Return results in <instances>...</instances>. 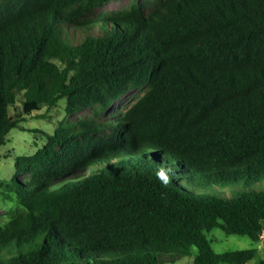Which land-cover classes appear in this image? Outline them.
<instances>
[{
  "label": "trees",
  "instance_id": "1",
  "mask_svg": "<svg viewBox=\"0 0 264 264\" xmlns=\"http://www.w3.org/2000/svg\"><path fill=\"white\" fill-rule=\"evenodd\" d=\"M114 1L0 0V163L27 115L92 110L29 129L45 142L0 179V264H248L208 233L264 239V0L93 16Z\"/></svg>",
  "mask_w": 264,
  "mask_h": 264
},
{
  "label": "rangeland",
  "instance_id": "2",
  "mask_svg": "<svg viewBox=\"0 0 264 264\" xmlns=\"http://www.w3.org/2000/svg\"><path fill=\"white\" fill-rule=\"evenodd\" d=\"M134 1L135 0H121L111 2L105 7L97 9L93 16L103 12L112 13L118 9L131 5ZM139 1L146 3V5H150L154 0ZM144 92L145 88L135 89L127 94L122 100L118 101L115 105L117 112L112 110L113 116L111 118H115V116L118 115V111L127 110L144 94ZM62 107H64L63 101L59 103V108H44L39 112L33 113L32 116L27 115V121L24 123V127L27 131L15 130L11 133L7 145L1 150L3 159L0 163V179H8L14 175L15 159L19 154L31 153L34 149L44 145V136L41 133L29 131V129L41 128L45 130H54L62 121H64L65 124L75 123L92 114L91 109H85L77 114L67 115ZM109 113H111V111ZM34 117L39 118L36 119ZM106 119L108 118L106 117ZM87 172H90L89 169L80 171L79 174H85ZM79 174H76L75 176ZM14 207L13 202H5L4 198L0 195L1 222H6L12 218ZM208 239L217 253L256 248L258 249V254L248 264H259V262L264 259V239L256 242L247 235H228L220 228L211 230L208 233ZM193 256L183 258L176 262H170L168 264H194Z\"/></svg>",
  "mask_w": 264,
  "mask_h": 264
}]
</instances>
